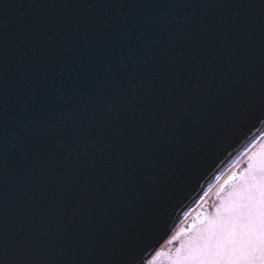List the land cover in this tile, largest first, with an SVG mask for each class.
Instances as JSON below:
<instances>
[{"label": "water", "instance_id": "95a60500", "mask_svg": "<svg viewBox=\"0 0 264 264\" xmlns=\"http://www.w3.org/2000/svg\"><path fill=\"white\" fill-rule=\"evenodd\" d=\"M264 132V0H0V264H141Z\"/></svg>", "mask_w": 264, "mask_h": 264}, {"label": "snow or ice", "instance_id": "6c2138e0", "mask_svg": "<svg viewBox=\"0 0 264 264\" xmlns=\"http://www.w3.org/2000/svg\"><path fill=\"white\" fill-rule=\"evenodd\" d=\"M223 209L181 246L175 264H264V162L249 165Z\"/></svg>", "mask_w": 264, "mask_h": 264}, {"label": "rangeland", "instance_id": "374dc122", "mask_svg": "<svg viewBox=\"0 0 264 264\" xmlns=\"http://www.w3.org/2000/svg\"><path fill=\"white\" fill-rule=\"evenodd\" d=\"M264 162V132L230 165L214 184L185 213L182 219L167 233L160 245L141 264H175L181 246L187 247L190 240L200 234L208 225L206 221L217 215V208L223 213L229 193L247 175L251 164L258 167Z\"/></svg>", "mask_w": 264, "mask_h": 264}]
</instances>
